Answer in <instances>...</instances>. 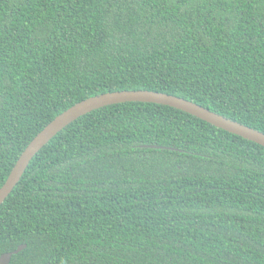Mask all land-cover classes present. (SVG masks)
Listing matches in <instances>:
<instances>
[{"label": "trees", "instance_id": "trees-1", "mask_svg": "<svg viewBox=\"0 0 264 264\" xmlns=\"http://www.w3.org/2000/svg\"><path fill=\"white\" fill-rule=\"evenodd\" d=\"M145 89L264 132V0H0V187L88 97ZM8 264H264V147L125 102L52 137L0 205Z\"/></svg>", "mask_w": 264, "mask_h": 264}, {"label": "water", "instance_id": "water-1", "mask_svg": "<svg viewBox=\"0 0 264 264\" xmlns=\"http://www.w3.org/2000/svg\"><path fill=\"white\" fill-rule=\"evenodd\" d=\"M125 102H146L166 105L186 112L217 128L264 147V132L220 115L186 98L145 89L110 91L88 97L70 106L51 120L31 140L16 160L7 179L0 187V205L6 200L16 184L19 182L34 155L58 132L71 122L75 121L77 118L93 110ZM24 248L25 245H20L13 252L1 254L0 264H8L12 254L17 253Z\"/></svg>", "mask_w": 264, "mask_h": 264}]
</instances>
